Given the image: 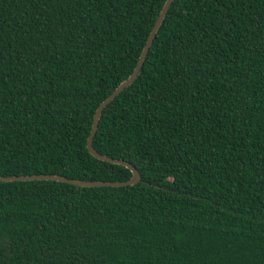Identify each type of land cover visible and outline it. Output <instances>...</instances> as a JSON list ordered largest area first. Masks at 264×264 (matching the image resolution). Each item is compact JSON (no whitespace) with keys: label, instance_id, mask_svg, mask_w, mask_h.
Here are the masks:
<instances>
[{"label":"trees","instance_id":"1","mask_svg":"<svg viewBox=\"0 0 264 264\" xmlns=\"http://www.w3.org/2000/svg\"><path fill=\"white\" fill-rule=\"evenodd\" d=\"M164 1L0 0V177H130L86 140ZM91 147L140 181L0 182V264H264V0H173Z\"/></svg>","mask_w":264,"mask_h":264},{"label":"water","instance_id":"2","mask_svg":"<svg viewBox=\"0 0 264 264\" xmlns=\"http://www.w3.org/2000/svg\"><path fill=\"white\" fill-rule=\"evenodd\" d=\"M173 0H165L155 21L154 24L152 25L149 34L147 36V39L144 43V46L142 47L140 54L138 56V59L135 63L134 68L132 69L131 73L128 75V77L123 80L111 93L108 95L95 109V112L92 117V123H91V129L89 132V135L86 140V149L88 153L95 159L102 161V162H107L119 166H123L126 169L129 170L130 172V177L122 182H83V181H75V180H68L59 176H54V175H34V176H18V177H0V182H13V181H55V182H61V183H67L70 185H74L77 187H119V186H132L140 181V176L138 172L132 167L130 164L121 161V160H115V159H110L105 156L99 155L96 151H94L91 147V140L94 135V132L96 130V126L98 123L99 116L101 114L102 109L110 102L113 100L115 96H117L124 88L129 86L133 80L136 78V75L143 63L144 57L152 43V40L165 16V13L170 5V3Z\"/></svg>","mask_w":264,"mask_h":264}]
</instances>
